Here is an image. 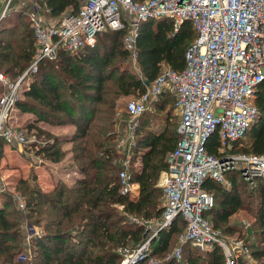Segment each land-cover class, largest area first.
<instances>
[{
  "label": "trees",
  "instance_id": "1",
  "mask_svg": "<svg viewBox=\"0 0 264 264\" xmlns=\"http://www.w3.org/2000/svg\"><path fill=\"white\" fill-rule=\"evenodd\" d=\"M80 1L43 0V3L49 9V17L56 19L69 6L77 10ZM127 31V28L105 30L95 43L78 52L60 50L57 58L42 59L37 71L31 72L17 107L35 113L30 127L44 138L30 145L37 155L60 162L67 154L64 143L71 141V160L82 176L73 184L59 179L50 190L31 180L21 181L24 187L20 190L26 201L24 216L43 229L29 243L21 231V212L13 215L8 209L10 197L0 194V264L29 261L33 264H120L119 247H135L145 239V226L129 221L127 216L161 218L164 192L159 179L168 168V156L180 139L174 113L175 109L180 117L176 96L165 90L138 118L131 162L133 180L139 184L137 196L121 192L119 172L124 155L116 148L120 134L116 129L117 125L123 127V121L116 115L117 99L144 92L147 83L164 66L184 69L186 52L196 39L197 29L189 20L178 30L167 18L141 21L137 37L140 72L127 63L131 57L124 43ZM36 47L27 8L10 5L0 19V70L17 79L31 64ZM255 102L259 117L243 137L233 141L232 152L264 154V79L256 88ZM39 121L72 124L75 130L70 136L62 137L38 126ZM244 139L249 140L239 145ZM1 142L7 141L0 137V156L4 150ZM218 145L216 132L209 139L208 150L217 153ZM119 154L120 162L116 161ZM227 176L231 180L228 187L210 176L203 184L215 198L214 205L204 215L214 227L224 231L232 229L223 224L245 204L240 187L247 181L236 170L228 171ZM256 179L261 185V207L255 220L259 230L256 241L247 243L257 264H264V177ZM184 228L182 216L161 228L151 242V253L165 258ZM24 251L34 254L33 257L26 261L19 258ZM37 255L40 260H35ZM163 264L226 263L220 247L203 250L186 242L179 259L172 257ZM236 264L249 262L240 257Z\"/></svg>",
  "mask_w": 264,
  "mask_h": 264
},
{
  "label": "built area",
  "instance_id": "2",
  "mask_svg": "<svg viewBox=\"0 0 264 264\" xmlns=\"http://www.w3.org/2000/svg\"><path fill=\"white\" fill-rule=\"evenodd\" d=\"M13 2L6 1L0 19ZM19 2L27 4L26 0ZM68 8L51 19L43 0L29 3L27 10L37 47L31 64L17 79L12 80L0 71V85L4 86L0 95V137L19 144L28 141L26 129L11 125L10 120L21 97V83L27 80L25 89L31 72L37 71L42 59H55L60 50L78 52L95 43L105 30L127 28L124 43L138 63L141 21L167 18L175 30L191 21L197 36L186 52V67L176 70L164 66L147 83L146 90L126 105L130 119L125 135L116 144L124 155L119 172L123 194L135 195L139 185L131 171L138 118L165 90L176 96L180 139L168 156L162 216L156 219L157 226L142 243L119 247L120 264H163L172 257L179 259L186 242L203 250L220 247L225 263L236 264L240 257L250 254V247L242 240H228L204 215L215 198L203 184L210 176L228 187L231 180L227 172L231 170L239 171L251 183L264 177V154L231 151L233 141L243 137L259 117L255 97L256 88L264 79V0H81L77 10L73 6ZM216 132L219 145L217 153H211L208 143ZM16 200L25 210V199L18 195ZM178 216L185 220V228L174 249L161 259L151 253V242L161 228L172 224ZM131 219L145 226L146 237L149 219L134 215ZM42 233V226L32 227L27 239L31 241L34 235Z\"/></svg>",
  "mask_w": 264,
  "mask_h": 264
},
{
  "label": "rangeland",
  "instance_id": "3",
  "mask_svg": "<svg viewBox=\"0 0 264 264\" xmlns=\"http://www.w3.org/2000/svg\"><path fill=\"white\" fill-rule=\"evenodd\" d=\"M6 1L7 0H0V12L3 11ZM13 1L14 2L12 3V6H15V4L22 5V3L19 2V0H13ZM25 3H28V1L26 0ZM103 34L104 33H102L100 37L103 36ZM127 63L130 64V67L132 69L140 72V66L138 63L135 62L132 56L127 61ZM1 72L6 74L3 71ZM6 75L10 77L8 74ZM26 81L27 80L25 79L21 83L20 98L24 97L23 91ZM3 91H4V86L0 85V95L3 93ZM137 95L138 94H132L129 96H120L117 99L118 111L116 115L118 118H120V120L123 121V127L117 125V129H116L120 133L119 134L120 136L125 135L126 124L129 122L130 119V116L126 112L127 102L130 99L135 98ZM32 113L33 112L30 110L19 109L17 108L16 105L12 113L13 115L11 117L10 124L16 127H20L22 129H26L28 141L23 144L13 143L8 141L1 142V145L2 147H4V150L2 151V154L0 156V194H6L10 197L11 201L9 202V206H8L9 208L8 207L7 208L11 210L13 215H17V212L18 213L21 212L22 215V219L20 217L22 221L21 231L24 237L26 238V243L31 242L28 241L27 234L32 230V227L34 228L35 226H41V225H39L38 223L32 224L31 222H29L24 216L25 210L21 209L17 204L16 198L18 195L22 196L23 198L25 197L23 190H20L21 188L24 187V184L21 181L23 179L31 180V182L33 183L36 182L37 184L41 185L44 189L50 190L54 187L55 182L58 181L59 179L67 183L70 182L69 184H72L75 181L74 178L76 174H79L78 176L82 175V172L79 169H77L76 166H74V162L71 160V157L73 156V153H71L72 151L70 148L72 146L71 141L64 143V148L68 147L70 149H66L67 154L60 162H54L52 160L37 155L35 149L31 147L30 143L34 141H38V142L43 141L44 135L37 136L36 133L37 131L34 128L30 127V125L34 123V120H32L30 117ZM174 113H175V120L177 121L178 124L180 121V117L179 115H177L175 109H174ZM38 126H41L42 128L46 130H50L51 132L54 133L62 134V132H64L67 133L68 136H70V133L73 132V128H74V126L70 124L63 125L60 123H55L54 125H51L50 123H42L41 125L39 124ZM119 135L117 137V140L119 138ZM247 140L249 139H244L238 143L239 145H241L243 142H246ZM5 147L7 151H5ZM120 154L117 157L119 160H116L118 162H120L122 158ZM74 170H77L80 173H76V171ZM161 188L162 191L164 192L163 184H161ZM240 188H242V192L244 194L245 204L243 205V207H241L232 215V217L230 218L227 224H223L224 227L230 225L232 229H230V231H224L223 228L220 229L223 231L224 236H226L228 240L238 239V240H242L245 243L255 242L256 241L255 234L256 232H258L257 230H259V226L255 223V220L257 215L259 214V208L261 207L260 205L261 185L258 183L257 179H255L253 183L247 180L246 183L243 184L242 187ZM127 217L129 221H133L131 219V216H127ZM157 224H158V220L154 218L149 219L150 228L148 235L145 237L146 239L150 237L151 233L153 232ZM33 255L34 254L32 253H30L29 255L27 251H24L23 253H20L18 256H20L19 258L23 256L21 259L24 260L25 258L26 261L31 256L33 257ZM251 255L252 253L250 250V254H246V256H244V258L248 260L249 264L255 263L254 260L255 258L251 257ZM34 258L35 260H40L38 255L37 257ZM160 258L163 259L164 257H160ZM29 262H27V264Z\"/></svg>",
  "mask_w": 264,
  "mask_h": 264
},
{
  "label": "crops",
  "instance_id": "4",
  "mask_svg": "<svg viewBox=\"0 0 264 264\" xmlns=\"http://www.w3.org/2000/svg\"><path fill=\"white\" fill-rule=\"evenodd\" d=\"M27 1H28V3L26 4L27 6H26V5H23V4H22V5H20V4H15V6H16L17 8H21V7H25V8L27 7V8H29V3H31L33 0H27ZM18 6H19V7H18ZM17 108H18V107H17ZM30 117H31L32 120H35V118H36L35 113H32ZM42 123H49V122H46V121H39V122H38V125H39V124L41 125ZM50 124H51V125H54V124H52V123H50ZM63 125H65V124H63ZM70 125H72V124H70ZM72 126H74V125H72ZM126 126H127V124H126ZM74 130H75V126H74V128H73V131H74ZM72 133H73V132H71L70 135H71ZM55 134H57V135H59V136H62V137L68 136L67 133H64V132H62L63 135L60 134V133H55ZM68 142H69V141H68ZM71 147H72V146H71ZM71 147H70V148H71ZM70 148L67 147V148H65V149H70ZM5 151H7V150H6V147H5ZM71 153H72V152H71ZM74 171H76V173H80V172H78L77 170H74ZM78 175H79V174H76V176H75V178H74L75 181H76L77 178H79V177L82 176V175H81V176H78ZM164 176H165V170L162 171L161 176H160V179H159V185H160V186H161V184H163V178H164ZM76 177H77V178H76ZM58 178H60V177H58ZM57 180H58V179H57ZM67 181H68V180H67ZM75 181H74V182H75ZM56 182H57V181H56ZM56 182H55V183H56ZM74 182H73V183H74ZM66 183H67V182H66ZM69 183H70V182H69ZM69 183H67V184H69ZM73 183H72V184H73ZM54 186H55V184H54ZM138 194H139V185L137 186L135 196H137ZM251 257L255 258L253 255H251ZM254 260H255V263H251V264H257V260H256V258H255Z\"/></svg>",
  "mask_w": 264,
  "mask_h": 264
}]
</instances>
